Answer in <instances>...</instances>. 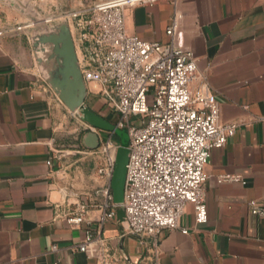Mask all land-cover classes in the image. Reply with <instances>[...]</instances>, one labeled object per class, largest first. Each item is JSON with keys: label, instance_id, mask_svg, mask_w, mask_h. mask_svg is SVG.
<instances>
[{"label": "crops", "instance_id": "0c3cea01", "mask_svg": "<svg viewBox=\"0 0 264 264\" xmlns=\"http://www.w3.org/2000/svg\"><path fill=\"white\" fill-rule=\"evenodd\" d=\"M29 1L40 17L92 2L44 0L42 8ZM176 13V43L196 56L220 123L238 124L204 168L207 222L196 224L187 205L179 229L164 230L156 246L148 238L140 244L116 219L100 224L104 183L96 171L102 157L84 147V123L43 80L32 29L22 28L0 37V264H96L77 249L86 229L102 236L118 264H264V217L250 213L252 201L264 208V0H177L175 7L158 0L125 10L126 32L167 43L165 31ZM0 16L12 27L27 23L1 2ZM85 86L86 106L114 124L117 116L105 105L101 86ZM224 174L245 184H218ZM80 203L87 205L85 222L74 228L65 218Z\"/></svg>", "mask_w": 264, "mask_h": 264}, {"label": "built area", "instance_id": "2783aa9c", "mask_svg": "<svg viewBox=\"0 0 264 264\" xmlns=\"http://www.w3.org/2000/svg\"><path fill=\"white\" fill-rule=\"evenodd\" d=\"M158 0H92L68 12H54L45 19L52 25L66 19L85 83H97L107 108L116 114L113 124L127 129L128 159L121 205L113 202L111 178L119 145L84 123V132H95L99 146L90 153L102 157L97 176L103 181V214L100 224L116 219L124 211V224L140 244L148 238L156 246L164 230L179 229L187 205L193 208L194 222H207L205 173L211 152L234 136L238 124L220 123L219 105L207 78L197 71V58L177 45L175 32L181 16L175 14L166 28L169 42H148L128 35L124 12L138 5L153 6ZM175 7L177 0H169ZM32 24L12 27L0 16V37ZM133 118H137L133 120ZM51 165V161L47 162ZM218 184L245 182L240 176L224 174ZM87 205L80 203L65 222L79 227L85 222ZM250 213L264 217V208L250 202ZM187 234L186 229H181ZM96 264H118L100 234L89 229L78 246ZM57 247L52 246L51 251Z\"/></svg>", "mask_w": 264, "mask_h": 264}, {"label": "water", "instance_id": "95a60500", "mask_svg": "<svg viewBox=\"0 0 264 264\" xmlns=\"http://www.w3.org/2000/svg\"><path fill=\"white\" fill-rule=\"evenodd\" d=\"M0 2L19 11L32 24L30 41L40 74L65 108L89 126L116 134L118 129L112 123L85 104L87 90L67 20L48 25L45 22L46 17H40L29 0H24L22 4L11 0ZM83 145L88 150L97 149L98 135L93 131L87 132L83 137ZM127 159V146H119L110 185L116 205L123 203ZM124 216V211L118 209L117 220L123 223Z\"/></svg>", "mask_w": 264, "mask_h": 264}, {"label": "rangeland", "instance_id": "374dc122", "mask_svg": "<svg viewBox=\"0 0 264 264\" xmlns=\"http://www.w3.org/2000/svg\"><path fill=\"white\" fill-rule=\"evenodd\" d=\"M41 2V3H40ZM38 4H40V6L42 7V8H44V6H45V1L43 0V1H41V0H38ZM48 4V3H47ZM49 6H51V3H49L48 5H47V8L49 7ZM49 9V8H48ZM53 10V9H52ZM137 118H133V120H136ZM107 133V132H106ZM105 133V131H102V138L103 139H107L108 137H109V135H107ZM112 141L115 143V144H117V145H119V146H128V143H129V137H128V131H127V129H118V131H117V133L116 134H114L113 136H112Z\"/></svg>", "mask_w": 264, "mask_h": 264}]
</instances>
